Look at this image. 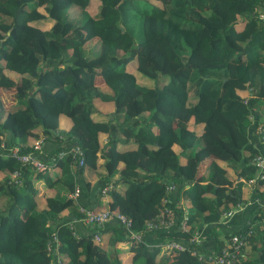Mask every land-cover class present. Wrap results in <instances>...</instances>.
Instances as JSON below:
<instances>
[{"label":"trees","instance_id":"trees-1","mask_svg":"<svg viewBox=\"0 0 264 264\" xmlns=\"http://www.w3.org/2000/svg\"><path fill=\"white\" fill-rule=\"evenodd\" d=\"M263 6L264 0H0V88L11 91L0 92L7 101L0 98V143L10 133L12 144L26 152L33 150L23 146L27 136L41 135L57 142L50 154L70 141L83 152L81 165L66 152L43 170L21 164L8 149L0 153V264H215L208 256L224 245L221 218L243 200V184L259 171L254 158L262 149L248 130L253 114L260 119L264 111ZM132 61L153 85L138 82L127 68ZM100 80L109 93L98 90ZM95 96L113 102L109 120L93 119ZM60 113L72 120L66 137L52 134ZM261 129L264 138V116ZM99 131L107 132L102 146ZM212 155L233 167L240 177L234 185ZM99 157L106 173L98 204L110 185L107 209L129 217L132 229L146 230L160 217L166 186L174 182L176 200L186 197L191 204L189 229L178 228L177 218L140 241L119 223L110 233L92 225L75 235L71 218L84 213L69 193L82 179L90 187L84 174L97 168ZM39 181L54 194L45 196ZM252 195L264 203V178L253 183ZM200 225L215 233L210 253L191 240ZM233 233L250 251L229 264H264V224H245L226 238ZM169 239L195 244L203 256L189 247L165 249ZM120 241L131 253L126 261L116 247Z\"/></svg>","mask_w":264,"mask_h":264},{"label":"crops","instance_id":"crops-1","mask_svg":"<svg viewBox=\"0 0 264 264\" xmlns=\"http://www.w3.org/2000/svg\"><path fill=\"white\" fill-rule=\"evenodd\" d=\"M263 10H264V6H263ZM48 22L50 23V21ZM5 72L13 78H16L18 76V74L14 71H10V72L5 71ZM97 86H98V90L101 91V93L110 92L109 87L101 80L97 83ZM0 92L3 95H9L11 93L9 89L3 88V87L0 88ZM238 92L240 95H246L248 93L247 90H243V89L238 90ZM2 94L0 95V98L3 104L5 103V105L7 106L6 97L2 96ZM93 102L96 107L95 111L92 113V117L94 120L107 121L111 118V116H113L114 107H113V102L111 100H106L104 98H100L99 96L98 97L95 96L93 98ZM263 116H264V111H262L260 119L258 118L256 114H253V118H252L253 121L248 130L249 140L252 141L254 145H256L257 147H261L262 151L264 150V138L261 135V132H263L261 129ZM71 126H72L71 118L65 113H60L58 127L56 130H53L52 134H57L58 132H61L60 136H65L66 134L64 135V133L68 132ZM191 126L192 128H194L196 125L191 123ZM195 128H197L196 130L198 133H200L202 130V126L199 124ZM98 137H99V142L101 146L104 145L107 139V132L99 131ZM35 138L42 139L41 150L38 154L42 158H45L47 155H49L57 146L56 140L49 138V137H44L41 135H39L38 137L33 136V135H28L23 146L27 147L28 149H32L34 142H35L34 141ZM12 139H13L12 135L10 133H7L3 142L6 143V145L8 146L15 145V143L12 144ZM124 144L125 143L123 140L121 141L119 140L117 145L119 147H122ZM124 148H127V147L125 146ZM174 149L177 152L180 151L177 145H174ZM262 151H261V154L264 156V153ZM210 158H214L215 161L221 167L226 169L227 176L230 179H232L233 185L236 183L237 179H240V177H238L237 174L235 173V170L233 169V167L229 166L223 158L216 157L213 155ZM180 160L182 162H187L188 159L185 156L180 155ZM103 161H104L103 158L99 157L97 161V164H98L97 168L86 169L85 174H84V180L89 181L91 183L90 187H87L86 184H84L83 179L80 181L81 182L80 183L81 194L78 198V202L81 206L95 207V208L107 207L106 205L107 201L110 199V195L108 193L101 198L100 204H98V201H97L98 200V197H97L98 189L102 181L101 177L106 173V170L103 167ZM203 162L205 163V166L203 168V171L205 170L204 176H206V179H207L205 181H208V174H209V167H207L208 160H205ZM53 170L56 171L57 173L60 171L58 167H55ZM2 174L3 173L0 172V177ZM253 183H250L249 181H247L246 183L243 184L241 188V195H242L243 200L238 204L237 207L233 206L231 207V209H229V210H233V212L230 215H226L224 213L221 218L223 226L218 227L217 229H219V232H220V240L223 241L224 244L228 240V238H226L225 235L230 234L234 231H237L240 228V226H244L245 224H248V223L251 224V226H255L261 223L264 224V217L258 219V216L264 213V209H263V212L262 211L260 212L261 208H264V203H262V200L258 198V196L252 195ZM37 185L39 186L41 191L45 194V196L54 194L55 192L54 188H49V187L44 186V184L41 181H39ZM118 187H120L121 190H124L126 188V185L121 184V185H118ZM176 187L174 190L168 193L167 199L165 198L163 200L164 205L172 206V207L173 205L181 206L187 213H189L191 211V206H190L191 204L189 203V200L186 197H180V199L176 200V195H177ZM71 217H73V215H71ZM71 219L74 221V225L78 233H86V232L89 233V229L92 225H89L85 223L84 221L78 218H75V216L74 218H71ZM254 220L256 221L253 222ZM101 226H102L101 231L102 230L105 231L102 233H110L112 229L118 227L119 224L115 218H110ZM196 234L198 235L197 243L203 250L209 253L215 249V238L216 237H215L214 231H212L211 228H209L207 225H200L196 231ZM116 247L119 250V254H121L122 257H125L124 260L126 261V259L131 254L128 249L127 243L120 241L117 243ZM162 251H165V249L162 248ZM249 251H250L249 244L246 242V245L243 248L242 252L247 253Z\"/></svg>","mask_w":264,"mask_h":264},{"label":"built area","instance_id":"built-area-1","mask_svg":"<svg viewBox=\"0 0 264 264\" xmlns=\"http://www.w3.org/2000/svg\"><path fill=\"white\" fill-rule=\"evenodd\" d=\"M259 17L264 21V11L259 12ZM264 23V22H263ZM66 137V135L64 136ZM41 142L42 139H36L34 145L32 147L33 150L29 151H21L19 145H6L3 140L0 143V153L5 154L4 150L8 149L11 156H13L17 161L21 164H30L36 167L38 170H43L48 167L47 163L51 161H56V157H62L66 152H70L73 157V161L75 165H81L83 163V152L81 147L77 142L70 141L64 148L58 150L55 154H49L45 158L39 156V152L41 150ZM256 165L259 167V171L255 177L251 178L249 181L254 182L256 179L264 178V156L262 154L257 155L254 158ZM19 174L18 170H14L12 172V177H16ZM110 187L107 185L102 188V193L104 195L107 194L106 189ZM176 187L174 182H169L166 186L167 195L169 192L174 190ZM81 194V187L79 184L75 186V188L69 193V195L78 200ZM167 199V196L165 197ZM164 198V199H165ZM178 207V206H176ZM80 210L84 213L81 218H78L89 225H103L108 219L112 218L113 215L117 219L118 223L121 224L125 229H127L128 235L132 239H136L138 241L143 239L146 231L155 230L160 226L170 227L172 226L177 218H180V223L178 224V228L181 229H189L190 224L188 222V213L183 209V212L180 213L179 211H174L172 206L164 205L160 212V217L157 221H150L146 225V230H135L131 227V220L125 214L115 211L112 213L107 209V207L103 208H92V207H84L80 205ZM233 210H228L225 212L226 215H230ZM70 227L75 235L78 234L74 221H70ZM95 239L99 240L100 236L98 233H95ZM192 241H197V235H193L191 237ZM197 243V242H196ZM246 245L245 238L241 237L240 234L233 233L230 238H228L227 242L223 245L220 252L216 254L214 257L210 254L208 257L213 258L212 261L215 264H229L231 258L235 257L237 254L242 252L243 248ZM186 247H189L191 253L197 255L199 258L203 256V253L199 251L197 246L194 245H187L182 243L179 240L169 239L165 242L164 248L165 249H178L184 250ZM210 253V252H209Z\"/></svg>","mask_w":264,"mask_h":264},{"label":"rangeland","instance_id":"rangeland-1","mask_svg":"<svg viewBox=\"0 0 264 264\" xmlns=\"http://www.w3.org/2000/svg\"><path fill=\"white\" fill-rule=\"evenodd\" d=\"M152 1L157 2V0H152ZM39 9L43 11V8H42L41 6L39 7ZM90 10L93 11V12H95V11L98 10V7H97L96 9H94V10H93V7H90ZM49 25H50V23H49V22H46L45 27H48ZM93 41H94V39H91V40L87 41V42L85 43V48L88 49V48L92 47V46H93V45H92V44H93ZM91 45H92V46H91ZM135 65H136V61H132L131 63L128 64V69H129L130 71H133L134 73L137 74V80H138V82H139L141 85H153V81L144 78V77H143L138 71H136V66H135ZM134 68H135V69H134ZM33 136H34V135H33ZM36 139H38V138H35L34 141H36ZM34 141H33V142H34ZM255 181H256V180H255ZM250 183H252V182H250ZM196 235H197V234H196ZM197 238H198V235H197Z\"/></svg>","mask_w":264,"mask_h":264}]
</instances>
